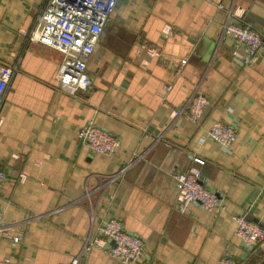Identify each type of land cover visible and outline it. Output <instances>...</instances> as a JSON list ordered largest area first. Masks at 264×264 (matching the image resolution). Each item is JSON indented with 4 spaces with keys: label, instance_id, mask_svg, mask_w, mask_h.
<instances>
[{
    "label": "crops",
    "instance_id": "obj_1",
    "mask_svg": "<svg viewBox=\"0 0 264 264\" xmlns=\"http://www.w3.org/2000/svg\"><path fill=\"white\" fill-rule=\"evenodd\" d=\"M45 1L0 0V72L17 68L0 107V264H122L82 251L109 219L140 238L150 264H264V243L245 250L233 220L264 229V0H117L81 99L57 89L62 54L25 35ZM228 10L261 35L252 59L222 36ZM193 94L207 100L201 118H172ZM217 122L235 127L227 148L207 136ZM88 125L120 142L112 155L83 147ZM188 170L223 198V211L176 207L173 175Z\"/></svg>",
    "mask_w": 264,
    "mask_h": 264
},
{
    "label": "built area",
    "instance_id": "obj_2",
    "mask_svg": "<svg viewBox=\"0 0 264 264\" xmlns=\"http://www.w3.org/2000/svg\"><path fill=\"white\" fill-rule=\"evenodd\" d=\"M117 0H46L41 13L37 18L34 28L25 35L30 42L39 43L50 47L63 58L57 72V89L73 98L81 99V94L87 93L91 88L92 80L87 72V61L91 56L94 46L102 33V29L112 14ZM219 9H223L220 5ZM227 20L222 28V36L233 39L243 46L247 57L252 59L262 46V38L258 31L243 25L234 19V13L226 11ZM172 31L166 27L163 31L164 38L170 37ZM150 58L157 57L158 53L152 48H146ZM140 48V49H141ZM141 50L138 51L140 53ZM147 65L146 63H143ZM186 64L180 61L179 70ZM16 66H5L0 72V107L4 101L6 89L12 80ZM170 87H165V91ZM207 106L206 98L201 94L191 95L183 106L172 112V118L183 116L193 122L198 121ZM78 136L83 147L91 154L110 156L120 146V142L108 132L92 125L81 128ZM208 138L222 147H229L236 139V130L233 126L215 123L207 132ZM194 163L202 165L203 161L194 158ZM120 174L107 178L114 181ZM20 180L23 175H20ZM177 189L176 207L184 211L188 205L195 204L203 210L221 212L225 203L222 197L207 191L199 182L197 170H188L184 173L173 175ZM8 179L7 174L0 170V189ZM236 228L235 235L240 240L245 250H253L264 243V229L258 224L248 221L245 215L233 218ZM4 224L0 210V232ZM100 239H86L83 252L100 250L108 257L122 264H150L141 258L144 247L139 237L125 231L121 221L109 219L102 222L99 228ZM14 243H19L20 238H12ZM69 264H77L74 259ZM217 264H238L231 258H222Z\"/></svg>",
    "mask_w": 264,
    "mask_h": 264
}]
</instances>
